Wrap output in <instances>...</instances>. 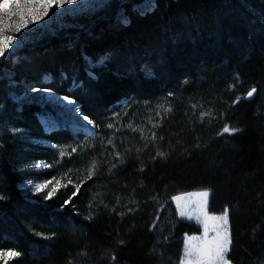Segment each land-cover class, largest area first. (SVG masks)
Returning a JSON list of instances; mask_svg holds the SVG:
<instances>
[{"label":"trees","instance_id":"obj_1","mask_svg":"<svg viewBox=\"0 0 264 264\" xmlns=\"http://www.w3.org/2000/svg\"><path fill=\"white\" fill-rule=\"evenodd\" d=\"M123 9L127 25L113 2L87 29L0 65V249L22 252L9 264H179L184 237L202 229L180 219L173 197L209 191L210 214L229 210L232 264H264V28L251 22L264 0H159L143 16L134 4ZM33 86L77 98L95 132L45 133L40 109L10 97ZM160 104L172 111L157 115ZM129 122L145 136L154 131L155 141ZM38 161L52 165L40 181L81 184L70 205L71 185L52 200L19 187L28 178L19 170Z\"/></svg>","mask_w":264,"mask_h":264},{"label":"snow or ice","instance_id":"obj_2","mask_svg":"<svg viewBox=\"0 0 264 264\" xmlns=\"http://www.w3.org/2000/svg\"><path fill=\"white\" fill-rule=\"evenodd\" d=\"M124 2H133V0H121ZM84 0H0V65L5 64L11 57V51L13 46L17 42L18 34L24 30L28 29L31 25H35L44 21L54 14L53 9L57 10H66V8L78 7L80 4H83ZM113 3V0H95L93 5V11L103 10L109 7ZM244 3L248 5L250 0H244ZM145 7L144 11H140V15H148L149 13H154L159 8V0H141L140 4H134V10H139L141 7ZM253 16L256 15L258 10L249 9ZM120 22L124 25L130 23V20L127 16L121 14ZM252 23L259 24L261 28H264V10H259V16L257 19L251 21ZM91 61L92 58H88ZM101 64H104L105 61L101 60ZM88 75L91 78H96L93 72H89ZM29 92L35 93H44L47 94L49 98H54L56 101L61 103H66L67 105H72L69 112L75 114L81 121L87 122V125H90L93 129L97 127L95 120L90 118L88 114H85L81 111L80 106L77 104V98H71L68 95L63 97H58L55 93L52 92L50 88L44 87H31ZM257 93V88L252 87L246 94V99H252L254 94ZM169 96H172L173 93H169ZM17 102H31L36 99L35 97H30L28 93H25L24 96L13 97ZM234 103H239V100H235ZM3 105L0 104V108ZM193 107H196L193 105ZM171 107L160 104L157 106V115H160L162 112H171ZM161 120L163 116H160ZM151 123V119H149ZM159 124H152V128L159 127ZM108 129H112L114 132H120L121 127H117L115 123H109L106 125ZM127 129L132 132H141V139L155 141L156 134L151 132L150 136H145L140 126H134L133 122L127 124ZM87 130V129H85ZM15 131H20L19 129ZM224 132L229 134H235L238 129H230L225 126L223 129ZM108 143L112 145L113 149L116 148L115 136L109 138ZM123 143V140H121ZM131 151V149H127ZM139 151V149H137ZM72 152H76V149L73 148ZM61 156L66 155V153L61 152ZM158 156L166 158V153L157 152ZM114 160L118 159L121 164L124 163L122 154L119 151L114 152ZM117 165L113 163L112 168H115ZM52 165L45 164L40 162L34 165V168H51ZM97 165L92 164V169L89 172L88 179H91L95 174V169ZM111 170V169H110ZM63 177L57 178L53 176L52 179H45L43 182L36 183L34 180L29 179L26 183L28 190L35 191V194L40 195L43 193L44 200H52L53 197L57 194L58 190L63 186L67 187L71 185L74 188V192L71 196L64 200L63 206H68L72 203V199L79 193L81 184L74 183L73 180L68 179L66 184L61 183ZM47 190V191H45ZM210 193L208 191L200 193H192L187 196H175L173 199L176 202L177 209L179 210L180 215L183 217L187 213L186 208L192 209L195 208V218L200 222L204 227V236L203 237H189L185 242L183 255L179 259V264H232V261L228 258V254L233 247V234L231 225L229 222V210L225 209L224 213L220 216L209 215L207 211L208 197ZM189 197H196V200H191ZM4 195H0V201L5 200ZM91 207V205H90ZM115 210V209H113ZM163 211V209H160ZM189 218H192L189 215ZM158 220L159 217L157 216ZM153 228L156 225H152ZM211 233V235H209ZM40 238L45 240L54 239L53 235H44L43 233H37ZM86 255V253L84 254ZM22 256V252L16 250L15 248L9 249H0V264H9L10 261L17 259ZM111 259L114 261L116 259L115 255H112Z\"/></svg>","mask_w":264,"mask_h":264},{"label":"rangeland","instance_id":"obj_3","mask_svg":"<svg viewBox=\"0 0 264 264\" xmlns=\"http://www.w3.org/2000/svg\"><path fill=\"white\" fill-rule=\"evenodd\" d=\"M94 2H95V0H84V3L80 4L78 7H74V8H70V9L66 8V10L53 9L52 12L54 14H50V16L48 18H46L44 21H41L40 23L35 24V25H31L28 29H24L18 34L17 42L13 46V49L10 50L12 53L11 57H14L19 52L23 51L24 49H26L28 47H35L36 45L44 43L47 40L50 41L54 38L63 37V36L69 35V34H75L78 31H82V30L87 29L89 26H91L93 24V22H92V23H90V25H88V22L90 20L93 21L92 20V19H94L93 17L99 15L104 10L103 9V10L93 11ZM113 2H116L117 4L120 5V10H119L118 16L121 19V14L124 16L125 11H124L123 7L126 4H130V5L140 4L141 0H133V2H124V3H122L121 0H113ZM145 7L146 6L141 7L139 10L144 11ZM90 65L94 66V64L91 62H90ZM5 75H7L11 80L13 79L12 75L7 74V73ZM49 79L50 78L48 76L44 77V82L48 81ZM25 93H28L30 97H35L36 99L32 100L31 102H27V101L17 102V100L13 99L14 96L15 97L24 96ZM53 93H55V92H53ZM55 95H57L59 97H63L61 95H58L57 93H55ZM44 96H45L44 93L29 92V90H25L21 94H16L13 92L10 95V97L13 99V102L16 103L18 106H22V105H35V106H37L40 109V113L38 114V118H39L40 122H41L42 116L48 115V116H51L54 118V117H56V114L54 115V113L57 112L56 109L52 105L46 104L42 101ZM45 106H47V107H45ZM80 108H81V106H80ZM67 123H68L67 121H64L63 124L55 125L54 128H51L52 132L69 129L75 136H78L79 133L93 134L95 132V129L93 130V128L91 130L92 131L91 133H87L84 130L79 129L78 127H75V126L73 128L70 126L67 127V125H66ZM42 126H43V129L47 128L45 124H42ZM86 126L90 127V125H87V123H86ZM44 132H45V130H44ZM36 143L43 145V146H51V143L49 141H46V140H37ZM40 162H44V161H38L32 165H29L25 168H21L19 170L20 174L28 176V178H26L25 180H23L19 184V187L22 190L26 191V195L29 197H36L39 195L35 194L34 190L29 191L26 182L29 179L34 180V182H36V183L43 182V181H40L36 176L49 169V168H47V169L46 168H40V169L34 168V165L38 164ZM44 163L48 164L47 162H44ZM45 191H47V190H45ZM200 192H204V191L191 192V193L183 194L180 196H187L188 194L200 193ZM40 195H43V193H41ZM189 198L191 200L197 199L196 197H189ZM209 199H210V195L208 197L207 211H208ZM172 201H173L174 205L176 206L175 200L173 199ZM176 208H177V206H176ZM177 211H178V215H179L181 220L187 221L190 223H195L196 225H198L202 229V232L200 234L187 235L184 237V241H183V249H184L185 242L187 241V239L189 237H203L204 236V227L195 218V208H192V209L186 208L185 211L187 214L183 217L180 215L178 209H177ZM208 213H209V211H208ZM189 215H191L192 218H189ZM209 215L220 216L222 214L213 215V214L209 213ZM229 222H230V218H229ZM209 235H211V233H209ZM182 255H183V252H182Z\"/></svg>","mask_w":264,"mask_h":264},{"label":"bare ground","instance_id":"obj_4","mask_svg":"<svg viewBox=\"0 0 264 264\" xmlns=\"http://www.w3.org/2000/svg\"><path fill=\"white\" fill-rule=\"evenodd\" d=\"M42 101L46 104L52 105L57 111L54 113V115L56 114V117H54V118L51 116H48V115L41 117V123L46 125L47 131L51 130V128H54L55 125L63 124L64 121H67L68 122L66 124L67 127L70 126L73 128L75 126V127H78L79 129L84 130L87 133L92 132L91 131L92 127L86 126L87 122L81 121L75 114L68 111V109H70L72 107V105H67L66 103H61L59 101H56L54 98H49L47 96V94H45ZM45 107H47V106H45ZM85 129H87V130H85Z\"/></svg>","mask_w":264,"mask_h":264},{"label":"water","instance_id":"obj_5","mask_svg":"<svg viewBox=\"0 0 264 264\" xmlns=\"http://www.w3.org/2000/svg\"><path fill=\"white\" fill-rule=\"evenodd\" d=\"M77 104H79V103L77 102ZM79 105H80V104H79ZM45 132L48 133V134H50V133H52V130L47 131V130L45 129Z\"/></svg>","mask_w":264,"mask_h":264}]
</instances>
